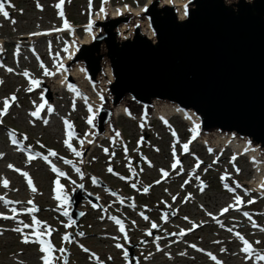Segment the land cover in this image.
<instances>
[{
  "label": "rangeland",
  "instance_id": "obj_1",
  "mask_svg": "<svg viewBox=\"0 0 264 264\" xmlns=\"http://www.w3.org/2000/svg\"><path fill=\"white\" fill-rule=\"evenodd\" d=\"M90 1L64 0L62 6L64 15L61 17L59 15L61 9L56 7L60 0H0L9 13L8 18L0 14V21H3L5 29H15L16 35H22L34 32L39 34L44 30L52 31L51 29L59 30L67 20L71 28L77 32L79 40L86 35V27L83 28L81 25L88 22L107 2L92 0L93 7H90ZM144 2L145 0H109L113 7L123 3L136 7ZM29 20L36 23L32 27L23 28L22 26ZM39 20L40 23L36 25ZM101 27L102 24L97 31ZM65 34L58 31L51 36L48 35L39 40L36 48L26 49L22 55H16L12 47L10 58L4 61L5 65L0 64L1 100L8 98V93L18 87L17 97L24 96L26 86H22V82L26 79L41 82L39 87H36V94L28 96L30 100H22L19 107L12 109L11 115L0 116V126L4 128L0 134V154L7 151L9 154L8 158L0 159V182L17 172L7 169L9 165H14L15 169L20 170L18 172L28 173L37 186L36 192L30 195L27 189L22 190L20 193L22 196H16L15 201L20 203V199H31L32 202H36L31 208L35 207L37 211L21 216L24 222L22 224L7 222V225L13 229L17 227L25 229L23 225H32L35 217L41 222L37 230L44 232L47 226L51 234H45V238L53 244L52 256L55 258L53 264H129L131 261H136L135 264H155L161 259H166V264H217L211 257L202 256L201 252L195 251L193 246L212 251L213 256L221 264H264L257 260L256 256L241 250L244 243L240 237H243L244 240L256 245L264 255V196L253 191L249 183L257 177L258 172L248 156L234 157L233 149H227L221 155H209L207 147L196 142L192 149L185 151L181 145L186 144L190 138L188 124L183 123L177 116L166 123L156 118L143 123L135 121L133 118H138L142 104L128 96L122 102L126 103L130 111L133 109L134 117L126 115L119 117L117 127L123 131L122 143L117 147L107 140L81 152L84 143H80V138L86 137L89 129L88 115L84 118L81 116L86 106L81 108L78 104L63 99L60 90L37 73L48 62H53L52 59L61 63L70 43L69 35L64 36ZM3 38L10 41L11 35H4ZM38 48L40 52L47 48L49 51L46 56L41 57L36 53ZM57 52L59 57L56 56ZM82 52L75 54L79 57H76L75 61L81 63L84 68ZM27 67L34 72L28 73V77L23 75L24 72L20 74V71ZM104 67L102 66V72L97 76L98 81L93 83H101L100 77L105 72ZM52 80L59 82L60 78L52 77ZM69 94L72 97L73 93ZM57 96L62 99L60 103L55 104ZM38 99L53 104L56 113H51L52 120L47 121L44 112L41 118L48 126L42 127L32 122L33 130L30 131L29 122L32 117L29 113L33 109L31 100L37 102ZM109 102H105L106 106ZM65 120L72 125L73 138L70 143L75 151L81 153L80 156L64 143L68 138ZM101 120H105V113L102 114ZM78 130L82 132V136L78 134ZM10 136L13 138L16 136L19 143H24L23 149L27 153V158L22 160L24 167L19 163L17 147L6 148ZM49 151H54L57 155L51 156ZM90 151L92 154L89 157ZM29 155H34L35 159L29 161ZM225 156L228 157L227 160H223ZM43 157L50 158L52 163L62 167L60 171L64 172L65 176H58L53 172L50 166L45 164ZM177 160L179 163L173 168L172 165ZM219 161L221 164L216 165ZM109 168L112 169L111 172L108 171ZM163 172H167L168 175L164 176ZM57 180L64 186V193L69 196L68 203L63 207H58L57 203L46 202L53 197ZM26 181L24 177L25 185ZM145 188L148 189L147 192L144 191ZM103 194L109 199L108 203L100 199ZM73 195L79 199L74 210L70 200ZM236 197L240 200L243 198V202L240 203L241 208L235 210L233 205L236 203ZM93 199H96L98 204ZM251 200L254 202L249 203ZM25 207L24 205L22 208ZM227 207L228 214L231 212L230 217L228 214H221ZM22 208L21 211L24 210ZM65 209L68 216L63 215ZM226 217L228 220L224 221ZM116 219H120L124 232L113 225ZM153 223L157 225L156 228L152 227ZM194 223L203 226L197 228L193 234L190 232L194 229ZM252 225L256 227H250ZM141 227L146 228L140 229ZM182 231L184 235H180ZM155 232L159 238L164 239L156 244H146L147 236L157 237L154 235ZM103 234L107 237H100ZM65 235L69 240L63 239ZM178 235L183 238L180 249L174 245L167 246L164 255L148 260L150 252L155 251L157 247L168 245L166 240ZM13 237L15 236L12 233H0V264H41V261L37 260L38 256L43 255L39 250V244L23 243L24 235H18V241L10 245L3 243L5 239L10 240ZM117 243L121 244L120 248L116 247ZM14 247H18L22 252L15 253ZM61 248L64 252L59 251ZM185 249L198 257L199 261L193 262L186 255H181ZM179 253L180 257L177 255ZM28 254H34V257L29 259ZM97 254L99 256L95 258Z\"/></svg>",
  "mask_w": 264,
  "mask_h": 264
},
{
  "label": "water",
  "instance_id": "obj_2",
  "mask_svg": "<svg viewBox=\"0 0 264 264\" xmlns=\"http://www.w3.org/2000/svg\"><path fill=\"white\" fill-rule=\"evenodd\" d=\"M144 15L152 38L139 26L120 37L126 17L108 18L79 49L89 79L96 83L105 63L113 73L99 133L128 96L144 107L176 104L193 112L203 131L239 137L264 154V0H189L183 18L155 0ZM78 201L73 196L74 208Z\"/></svg>",
  "mask_w": 264,
  "mask_h": 264
},
{
  "label": "bare ground",
  "instance_id": "obj_3",
  "mask_svg": "<svg viewBox=\"0 0 264 264\" xmlns=\"http://www.w3.org/2000/svg\"><path fill=\"white\" fill-rule=\"evenodd\" d=\"M31 1V0H28ZM155 0H145L144 3L141 5H138L136 7H133L127 3L119 4L117 7H112L109 3V0H107L106 4H104L102 7L104 8V12H101V9L98 10L90 19L88 22L83 23L81 26L86 27V35L84 38H81L78 40L77 32L74 31L71 28V24H68V27H65V25L61 26V28H57L59 30H44L40 32L38 35H33V33L30 34H22V35H16L15 33L17 32L15 29H5L3 25V21H0V64L5 65L6 60H8L10 57V49L14 47L15 49V54L16 55H22L25 53L26 49H34L36 48V45L39 44V40H43L45 37L48 35H53L56 32H60L61 34L66 33L64 36L69 35V40L70 43L69 46L67 47V52L61 63H57L56 59H52L53 62H48V66L45 65L40 71L37 73L39 76L43 79L47 78L50 83L54 84V87L59 89L61 92V95H63V99L70 100L79 106H86V109L84 108L83 115H81L83 118L88 115V120L89 117H92L93 122L91 124L88 123V131L86 132V137L80 138L81 141L84 142V145L81 147V152L86 149L88 150L90 147L93 148L96 145H98V142H105L107 140H110L112 145L119 146L121 144V140L123 138V131L118 129L117 125L119 122V117L121 115H126V116H133V109L130 111L126 103H120L112 108V115L111 118L108 120L106 127H105V132L102 135H98L96 132V124L99 122V119L97 117L98 111L102 109L103 107H110V102L107 104L103 101V99L108 96L107 93V86L108 84L113 80V73L110 65L108 63L104 64L105 72L103 75L100 77L101 78V83H93L92 79H89L87 72L85 69L82 67L81 63H78L75 61L76 57V50L78 45L81 44H90L92 41V37L97 33V29L101 24L99 22H104L106 21L107 18H122L126 17L121 20L119 24V32L121 34L120 37H127L129 36L137 26H139L142 30L143 33H145L148 38L153 37V31L152 28L149 24V21L147 20L146 16L144 15V7L146 5H151ZM159 5H173L179 15L180 18H183L184 15V7L185 4L189 0H158ZM20 18H26V17H20ZM8 20V19H6ZM92 22V27L91 29L88 28V25ZM36 22L28 21L25 26H22L23 28H29L30 26L32 27ZM40 23V20L37 22L36 25ZM55 29V28H54ZM50 31V32H49ZM80 31V28H78V32ZM36 33V32H34ZM11 35L10 41H6L3 36L4 35ZM5 50H3V49ZM38 53V56L44 57L49 51V48L46 50L40 52V48L36 50ZM79 52V51H78ZM57 57H59V53L57 52L56 54ZM5 61V62H4ZM61 65L63 67H61ZM45 70L49 73L48 75H45ZM23 72H27L30 74H34V72L30 68H25V70H21L20 74ZM52 77L56 78L59 77L60 81L59 82H54L52 80ZM99 78V79H100ZM22 81V80H21ZM30 80H27L25 82H22V86H26V91L24 93V96L21 98L17 97V89H14L13 92L8 93V97H11L12 95L16 96V100L14 102H10V107L8 108L7 112L4 114L5 116H9L12 114V109L19 107L22 103V100L24 99H29L28 96L36 94L37 88L33 87L32 91H28L29 87H32L30 85ZM69 85L72 86V88L75 89V91L70 90ZM69 92H72V97H70ZM69 95V97L67 96ZM62 98L60 96H57L56 99L54 100L55 104L60 103V100ZM3 101L4 99H0V110H3ZM31 104L33 109L30 111L31 115V122L29 124L31 125L30 131L33 130L32 122H35L37 125H41L42 127H47V123H43V120L41 118V115L45 112L47 116V121L52 120V114L51 113H56V109L53 104H50L48 101L38 99L37 102H32ZM40 109L38 112V115L33 116V112H37V109ZM51 109V111H49ZM91 109V110H90ZM139 114L138 118H133L135 121H138L140 123L150 121V119L154 118H159L163 121H166L174 116H180L181 119L183 120V123H186L189 125V133H190V138L188 140V150L193 148L195 142L198 143V145H203L207 147V154L209 155H216V154H223L227 149H233L235 152L234 157H244L248 156V159L252 163L253 167L256 169L258 172L257 177H254L253 180L250 183V185L253 187V191L262 193L264 196V154L260 153L254 146H251L247 144L243 139L239 137H231L230 134H225V133H219L216 131H210V132H203L200 130V120L196 115H194L190 111H185L181 110L177 105L167 103V102H162V101H154L152 103L151 107L148 108H143L140 106L139 108ZM137 117V116H136ZM162 121V123H164ZM3 127L0 126V134L3 131ZM116 133H119V136L116 135ZM78 134L82 136V132L78 130ZM28 135V134H27ZM88 135V136H87ZM29 136V135H28ZM195 137V138H193ZM15 139L17 140V137L13 138L10 136V139L7 141L8 146L6 148L12 149L11 147H17V153L19 154V163L22 167V160L27 156V153L24 151V143H18L13 144L12 140ZM96 140H99L96 142ZM95 150V149H94ZM93 151V150H92ZM92 151L88 153L89 157L90 154H92ZM106 153V152H105ZM0 155L1 158H8L9 154L7 152H3ZM27 158V157H26ZM228 157H224L223 160H227ZM221 161L217 162L216 165H220ZM16 165H19L16 163ZM14 166V165H12ZM8 170H14L15 166L13 168L7 167ZM22 172H16L14 173L11 177H8L6 179L9 183L8 186L5 187L2 182H0V197H3L4 200H0V233H12L15 237L10 240H6L3 242L4 244L10 245L13 242L18 241V235H27L29 237V240L32 243H36V237L33 235L34 229L37 230V228L40 227V225L36 226L33 225L32 227L22 229L21 232L14 231L13 228L7 225L8 223H17L19 224L24 223L21 218V216H24L28 213V209H31L32 204H36V202H32V204H29L27 199H20V203H16V196H22L20 193L22 190H28V194L30 195L32 191L30 190L28 183L25 185V182H23L24 176L21 174ZM240 173V170H239ZM85 173L83 174V176ZM33 182V185L36 187V184ZM22 185V186H21ZM24 185V186H23ZM112 186V184L110 185ZM31 191V192H30ZM33 194V193H32ZM53 197H50V199L46 200V202H49L50 204H55L57 203L58 207L60 206V202L56 200L54 197L56 193L53 191L52 193ZM103 200V202L108 203L109 199L106 198V196L103 194L102 197L100 198ZM4 201H10L12 203H5ZM58 201V202H57ZM174 201V200H173ZM87 203H85L86 206ZM26 206L25 208H22L23 206ZM15 208L16 212L13 213L12 209ZM24 209L21 211L20 209ZM53 208V207H52ZM228 208V207H227ZM235 208V207H234ZM86 210V208H84ZM89 212L90 210L87 209ZM229 211V210H228ZM227 212H221V214L225 215L228 214ZM231 213V212H230ZM228 214V217L231 216V214ZM8 217V218H6ZM21 217V218H20ZM174 218V217H173ZM120 219H116L113 222V225L115 224L117 226V229H120V226L116 223V221ZM228 220L226 217L224 219ZM166 221V220H165ZM121 222V221H120ZM202 225H199L198 223H194L193 227L194 229L190 232L194 234V232L197 231V228H199ZM225 227V225H224ZM252 228H255L256 226L252 225L250 226ZM130 228V227H129ZM146 227H141L140 229H145ZM227 228V227H226ZM131 229V228H130ZM25 230V231H24ZM157 236L156 238H153L154 236H147L145 239L147 243L149 244H156L159 242V240L164 239V238H159L158 233L155 232L154 234ZM46 236H42L41 238L46 240ZM100 237H107L106 234L101 235ZM158 239V240H157ZM23 240V239H22ZM183 238L178 236H173L171 238H168L166 242H168V245H163L160 247L155 248V251L152 253L150 252L148 256V260H154L155 258H158V256H162L165 254V250L167 246H177L178 249H180V242H182ZM248 241V240H247ZM105 242H108L105 240ZM145 242V241H144ZM249 242V241H248ZM189 247L191 246V242H189ZM38 244V243H37ZM148 244V245H149ZM108 247H106L107 249ZM154 249V248H152ZM159 249V250H158ZM193 249L195 251L201 252L202 256L206 257H213L212 251L210 250H204L202 247H196L194 246ZM242 250V249H241ZM13 250H10V252ZM225 251L228 252V250L225 249ZM14 252L15 253H20L22 252L18 247H14ZM230 253V251H229ZM251 253L254 256L257 255H263L260 253L257 247L252 246V251ZM106 254V253H105ZM180 257V253L177 254ZM181 255H186L189 259H191L193 262L194 261H199V258L192 255L187 249L184 250ZM34 257V254H28L27 258L31 259ZM38 261H41V264H43V261L40 256L37 258ZM192 262V263H193ZM264 262V261H262ZM123 264V263H120ZM155 264H166V259H161L159 262H156ZM194 264V263H193ZM255 264V263H253Z\"/></svg>",
  "mask_w": 264,
  "mask_h": 264
},
{
  "label": "snow or ice",
  "instance_id": "obj_4",
  "mask_svg": "<svg viewBox=\"0 0 264 264\" xmlns=\"http://www.w3.org/2000/svg\"><path fill=\"white\" fill-rule=\"evenodd\" d=\"M63 3H64V0H60V3H58V4L56 5V7H57L58 9H61L60 12H59V15H60L61 17H63V15H64V13H63V11H62V5H63ZM38 7H39V5H38ZM101 12H104V8H103V7H101ZM0 14H3V16H4L5 18H8V17H9V13L5 10V4H4V3H0ZM186 14H187V13H186ZM12 22L15 23V21H12ZM64 25H65V27H68V22H67V20L64 21ZM91 27H92V22L90 21V23H89V25H88V28L91 29ZM33 35H38V33H33ZM41 66L43 67V65H41ZM61 67H63V66L61 65ZM8 71H12V69H8ZM48 74H49V73L47 72V70H45V75H48ZM23 75H25L26 77H28L29 74H28L27 72H24ZM29 82H30V85H31L32 87H29L28 91H32V90H33V87H39V85H40V83H41L39 80H36V79H31ZM69 88H70V90L75 91V89L72 88L71 85H69ZM15 100H16V96H15V95H12L11 97H8V98H5V99H4V101H3V110H0V116H3V115L7 112L8 108L10 107V102H14ZM39 110H40V109L38 108V109H37V112H33L32 115H33V116L38 115ZM90 110H91V109H90ZM49 111H51V109H49ZM92 122H93L92 117H89L88 123L91 124ZM65 126H66V135H67L68 138L65 139L64 143H65V145H66L70 150L74 151L75 154H76L77 156H80L81 153L75 151V149L72 148V144L70 143L71 139L73 138V129H72V125H71L67 120H65ZM116 135L119 136V133H116ZM173 135H175V133H173ZM193 138H195V137H193ZM12 143H13V144H17L18 141L15 140V139H13V140H12ZM80 143L83 144L84 142L81 141ZM183 148H184L185 151H187V150H188V145H187V144L183 145ZM105 151H107V150H105ZM0 155H2V154H0ZM49 155H51V156H56L57 153H55L54 151H49ZM33 159H35V156H34V155H29V156H28V160H29V161H31V160H33ZM44 159L47 160V157H44ZM65 163H69V161H65ZM178 163H179V161L177 160V161L172 165V167H173V168H176V166H177ZM198 166H199V165H197V167H198ZM8 167H9V168H13L14 166L9 165ZM14 170H16V171H20L19 169H14ZM52 171L55 172L58 176H65V173H64V172H61V171H60L59 169H57L54 165L52 166ZM77 171H79V170L77 169ZM108 171L111 172L112 169L109 168ZM21 174L26 178L30 190H31L32 192H36L37 189H36V187L33 185V182H32V180H31V178L28 176V173H26V172H22ZM163 175H164V176H167L168 173H167V172H163ZM93 182L95 183V180H94ZM2 183H3V185H4L5 187H7L9 182L5 179V180L2 181ZM144 191L147 192L148 189L145 188ZM54 192L56 193V195H55L54 198L60 202V206H61V207H63L64 205H66V204L68 203V201H69V196H68L67 194L64 193V186L60 183L59 180L55 181ZM173 199H175V197H173ZM0 200H4V198H3V197H0ZM4 202H5L6 204H7V203H12V202H10V201H4ZM252 202H254V201H249V203H252ZM16 203H18V202H16ZM28 203H29V204H32V201H28ZM236 203H237V204L241 203V200H240L239 197H236ZM93 206L95 207V205H93ZM28 211H29V212H35V211H37V209H36L35 207H32L31 209H28ZM227 211H228V208H225V209L222 210V212H227ZM12 212L15 213V212H16V209L13 208V209H12ZM63 215L68 216V211H67L66 209H65ZM245 215H248V214L245 213ZM6 218H8V217H6ZM145 219H147V217H145ZM40 223H41L40 221L36 220L35 217H33L32 225H36V226H38ZM116 223L120 226V229H119V230H120L121 232H124V226H123V224H122L119 220H117ZM32 225L24 224L23 227H24V228H29V227H32ZM67 226H68V225H66V227H67ZM254 226H255V225H254ZM152 227H153V228H156L157 225H156L155 223H153V224H152ZM14 231H17V232H21V233H22V229L19 228V227H17L16 229H14ZM45 234H48V235L51 234V230H50L47 226L45 227L44 232H41V231L36 230V229H34V231H33V235L36 237L35 242L38 243V244L40 245L39 250H40L41 253H43V255H42V257H41V259H42V261H43V264H53V260L55 259V258L52 256V252L54 251L53 244L51 243V241L44 240V239L41 238V237L44 236ZM148 234L150 235L151 233H148ZM180 235H184V232L182 231V232L180 233ZM237 235H239V234H237ZM63 239H64V240H69V237H68L67 235H65V236L63 237ZM125 239H127L126 236H125ZM240 239L243 240V243H244V247L242 248V251H243L244 253H246V254H247V253H250V252L252 251V245H251L247 240H244L243 237H240ZM30 242H31V241L29 240V237H28L27 235H24V237H23V243L27 244V243H30ZM257 243H259V241H257ZM116 247H117V248H120V247H121V244L117 243V244H116ZM193 247H194V246H193ZM158 250H159V249H158ZM59 251H60V252H64V249L61 248V249H59ZM85 251H87V249H85ZM222 251H223V249H222ZM212 259L215 260L216 258L213 256ZM256 259H257V260H260V261H264V255H257V256H256ZM217 264H221V262H220V261H217Z\"/></svg>",
  "mask_w": 264,
  "mask_h": 264
}]
</instances>
